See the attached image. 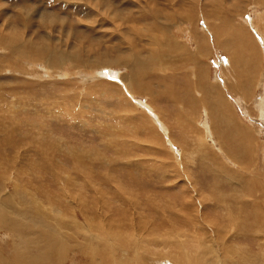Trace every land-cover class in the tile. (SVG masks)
I'll use <instances>...</instances> for the list:
<instances>
[{
	"label": "rangeland",
	"instance_id": "374dc122",
	"mask_svg": "<svg viewBox=\"0 0 264 264\" xmlns=\"http://www.w3.org/2000/svg\"><path fill=\"white\" fill-rule=\"evenodd\" d=\"M107 1H109V4L111 5L109 6V8L111 7V16L115 14L113 16V22L108 21V19H103V17L100 16L103 15V13L100 12V14L96 10H93L89 0H0V28L6 29L2 27V24L7 23H5V20L9 19L10 21H14L12 27L17 30L18 34V40L15 42V47L23 38L31 41L35 45L40 43L50 45L51 51L56 55H58L57 53H59L61 55L66 54L72 56L73 53H76L77 56H79L78 58H83V60H85L80 61L79 64H75L79 60L72 59V57L70 56V61L63 62L59 67V70L51 69V71L53 72L52 75L50 77H40L41 79L35 77L34 75H30L31 77L28 76L26 72L32 71L28 63L23 62L24 60L21 59L17 60V63L19 65L21 64L20 67L17 68L22 70L25 74H23V72L21 74V72L19 73V71H16L15 73H9L8 70H6L3 73H0V83H2L4 86L13 87L18 90L19 96L14 92L16 95V102L14 104H11L10 102L4 103L2 106V108L4 109L3 111L0 106V111H2L0 112V115L2 114V116H10V113H5V111L11 110L14 107V117H18V120H21V137L19 138H22L27 134L29 135L30 132L43 135L44 138H46L50 142H48V151L55 148L59 149L57 154L58 157L61 158L60 162L64 164V168L72 175L75 174V171L77 172V169L76 163L74 164L73 161L74 158L69 155V152L77 153V150L80 151L78 152L79 154L81 152H85L82 157H84V160L87 162V164H90V169H88V171L89 173H92V177L94 178L93 180L96 183V186L99 185L97 187L98 190L94 191V195L96 196L97 200H100V195H107L108 197H111L114 202V204L111 205L113 210L115 209V206L117 209H122L120 206L123 205L122 201H119V197L116 196L117 194L115 192V188H118V186H121V188H124L125 186V192L131 191L129 192V194L127 193L128 195L132 193L130 196H139L140 198L138 197V199H141L139 200V203L143 205V211L145 212L149 221L147 223V226L142 229V231H134L133 235L136 241H139V243L141 241L139 245L141 246V248L138 249V251L143 252V255H145V257L147 256L149 258L151 256H154V253L158 250L166 251V249H174L173 252L178 253L179 249L177 247L179 246V243H182L183 241H185V239H187V244H184V246L188 248L191 244V246L193 247L197 246V244H195L196 238H200V240L202 239L206 243L203 246L205 250L204 264H220V261H213L218 259L220 257V254H222L218 245L219 243L216 246L213 243L211 244V239L209 238L211 237V232H205L204 228L206 227L208 230H210L208 228L210 226H206L205 224L211 225L212 223H216L214 225H217L216 228L218 226L220 227L219 232L222 235H227L225 239H228V241L230 239L229 245L232 247V249H239L240 251L244 250L246 252H250V256L252 255V257H248L249 259H247V263L258 262L257 258L261 255L260 249H258V244L259 242H261L262 234L259 235L260 232L257 233L256 229L258 228L256 225L257 222L262 223L264 221V120L260 117L256 103H258V101L260 100L258 98H261L260 94L262 87L261 85L259 86V84L262 80V75L264 74V64L260 60L255 62L254 67L247 64L248 53L245 52L244 48H242L239 42H237L239 41V39H231L229 44H227L223 48L215 50V48L212 47L213 45H211V35H208L204 29L205 22H207V24L211 22L218 26L221 25L223 20L218 17L216 18L214 16L216 13L212 15L210 12H214L216 9L222 8L220 9V11H223L224 14L221 15H223V17L224 15L230 16L231 22H226V24L229 23L232 27H237L239 25V22L241 21L244 25L245 23L249 25V20L254 17L253 19L257 21L258 26L260 28L262 27L261 30L263 31L262 33L264 36V0H259L260 3L258 0H217L218 5L213 4L215 0H175L177 4V7L175 8V10L177 11L174 12L176 14H173V16H175V21L169 22L168 19L166 21H161L162 26H165V24L170 26L171 30L169 31V33L171 32L173 34L171 35L170 33V36L173 37V39H175L176 41L178 40L177 43L179 42L183 46L185 44V47L188 48L187 51H190V53L192 52L191 54L193 56L195 55L194 57L196 62H199V60H201L200 62L205 64L201 66V71L199 70V73L201 74L204 69V76L201 77V83L203 81L204 83H202V85L200 86H204L206 82L218 85V89L215 86L214 87L219 93H224L223 95L225 96V99H223L225 100V102L223 101V103L225 105H228L231 110H233L232 108L235 106L236 112L234 111V113H236V116L239 118L237 122L240 124L243 123L245 127L249 128L253 133V139L251 138L250 140V145L253 148H250L252 157L246 155L245 151L243 150L244 146L241 144L239 137L235 135H229L227 137L226 134L224 135L220 131L219 132L223 134L222 136H220L218 132L215 136L213 135V140L217 142V145H214L213 141H211L210 139L208 140L207 138V145H210V148L207 146L208 151L200 152L199 140H201L200 132L202 131L198 130V124L202 121H207V123H209V117L211 114L207 109L209 115L208 113H202L201 117L198 115L190 116V118L193 119L189 122L193 128L192 129L190 126V128L192 129L191 131L193 132H191L192 139L188 141L191 143L193 151L192 155L190 153L189 154L191 156L194 155V157L192 158L190 155H186V153H183V155H181L182 157H179V159L182 158V160H184L182 162L185 164V170L183 169V166L180 165V162L178 163L179 167H177L175 166L176 164L174 165V163H170L173 161L167 160L165 157H171L172 159L175 158V152L178 153L182 151L181 149L185 145V143L182 142V136L179 137V133L176 131V129H174L176 133H173L172 135V140L174 141V143H172L169 137L165 138L164 136H162V134L157 130L155 123L152 124L149 121V125L143 119L137 118L136 116L138 114H134V109H130L128 107L126 108V106L123 105L124 103L120 101V93L122 92L124 95H126L129 91L127 87L124 88V84L122 83V81H119V77L117 75L114 74V77L113 73L116 71H119V73L126 72V69L122 67L104 69V73H107L108 75L110 74V81L114 80L119 84V86H121V89H118L119 93L117 92V94H114L115 92L112 91L109 92L105 87H102L100 85L97 86L98 84H94L91 79H86L84 82H81V80H79L81 76L95 72L93 67L98 66L96 70H100L101 68L99 67L102 66L103 63L106 64L108 62H113L115 61L113 59H117L118 57L125 55L126 53L123 51L128 48L126 46L128 45V43L131 46L133 45V48H136V51H138L139 49L142 55H144L145 52L143 53V50H145V48L148 49L149 46L147 44H149L150 40L147 36H140L138 38V35H136V33L137 30L138 33L139 31L146 30L149 27V23L148 21L145 22L140 18L138 19V16H140L141 13L145 14L144 10L150 12V6H154V8L157 7L160 10L167 8L166 10L162 11L163 14H166L168 11H170L168 8L170 6V3H167V1L164 0L151 1L149 5H146V7H142V5L144 4L143 0ZM221 1H223V3ZM22 4L29 5L33 7L34 10L32 11L31 9H20ZM190 4L193 5V17H191V19L186 17L187 5ZM258 5H261V7H259ZM257 12L259 13V15ZM21 13H26L27 15L23 18H20L22 16ZM90 14L91 16L89 17ZM241 16L243 17L242 19L240 18ZM129 17H131L133 20L127 19ZM47 19H54L57 23H49L46 21ZM163 22H165V24ZM158 24H160V21H158ZM229 24L227 25L228 28H230ZM200 28L201 30H204L205 34H202L203 32L200 31ZM223 28L226 27L223 26ZM250 32L251 35L254 36V29H251ZM147 33L148 35H150V32H146V34ZM157 35V38H159L162 34L160 35V33H158ZM78 36H82L83 39H78ZM206 36L207 38L210 37V40H207V38H205ZM237 37H239L238 34ZM254 37H256V34ZM125 40L128 41L125 43ZM161 40L165 42L162 37ZM173 45L170 43L169 45L167 44L166 46L168 49L164 46L161 47L160 51H162L164 54L162 55V61L165 65L159 64V67H157L158 69L160 68V71L161 69L167 70L171 69V67L172 69L175 68V70L171 71V73L170 70L166 72L172 75H174L175 73V75H177L176 77L178 78L182 77L181 80L178 81H185L184 84L186 88L187 85L190 84L188 86V88L190 87V90H183V93L188 96H190L191 94L193 95L194 91L192 93L191 84L194 81L193 75L194 73H196L198 67L193 63L188 64L189 62H186L183 57L185 56V53L183 51H173ZM122 47L123 49H121ZM117 54L118 57H116ZM229 57L234 60L233 63L235 62L234 65L236 68H234L235 71L233 73L237 74L242 71V75L241 73H239L240 77H238L237 83H233V89L235 88L234 91H230V89L225 87V77L227 79H232V77H230L228 74H224V71L222 70V63H224V61H226L224 65H229ZM235 58L237 60H239L240 58L242 61H245L240 62V60L237 62ZM170 62L173 65L169 64ZM38 64V66L33 68V70H36V73L34 72L33 74L41 75L42 73L40 70L42 63ZM189 65H191V67ZM237 67L241 70L238 69L237 71ZM205 68L207 69V71ZM160 71L157 72L158 75H160V73H163V75L166 74L165 71ZM57 72L63 74L64 76L58 75ZM205 76L207 78H205ZM105 78L107 79L108 77L106 76ZM183 78H185V80H182ZM218 78L221 79L219 80ZM197 79L199 80V78ZM155 81L156 80L151 82V88L154 89V94L157 93L160 94V96L158 95L152 97L148 94L146 95L145 93L143 96L142 94H137V99L140 98L142 104L146 106L145 109H143V105L138 106V109L141 110L142 108L145 113L147 112L146 110H148L149 112L151 109L150 112L154 114V111L152 110L154 109V107L152 108V106H150V104L148 103L151 102V104L153 106H156L157 109L163 108L162 110H165V119L170 120H168L169 124L171 122L170 125L176 126L177 119H184V121H188L186 119L188 115L183 116L178 111L179 100L177 99V95H180V92L179 94H176V92L170 93L167 91L168 94H166V91L164 90L165 87L169 85V82L171 84V81H168V79H164V81L160 80V83ZM232 81L236 82L235 80ZM31 83L33 86H31ZM161 83H164V85H160ZM237 84L240 85L238 86ZM171 85L173 86L174 84ZM171 85L169 86L171 87ZM196 86L197 88H200L197 83ZM221 87L224 89H222ZM125 89H127L128 92ZM207 91L208 87L206 92ZM209 91L211 93L212 90L209 89ZM161 92H163V94ZM210 93L208 94V98H210V109L216 116L220 117L219 113L221 112L222 106L217 104H215L216 106L214 105L216 96L214 97V94L212 95V93ZM165 94L167 95V97H164ZM227 98H229V100H226ZM149 99H151V101ZM220 101L221 100L219 99V102ZM174 102L175 104H173ZM230 103L232 105V108ZM0 105H2V102H0ZM160 106L162 108H160ZM200 110L201 105L198 104L197 106H195L194 112L199 113ZM180 115L182 117H180ZM133 117L137 119H134ZM148 117L150 120L149 113ZM139 119L142 121V125L144 126L141 127V129L137 128V126L135 125V130L133 127L134 125L132 124H134L133 122L135 120H137L138 122ZM195 120H197V123L194 122ZM31 124L35 125L34 127L37 126L38 128L32 130ZM211 126L215 133L214 125L212 124ZM223 128L224 127L220 129L223 130ZM46 132L47 135H45ZM135 134L137 135V138H134ZM218 136L220 137L218 138ZM110 141L115 142L111 143ZM32 142L33 141L31 140L29 141V144L26 143V145L21 148V150L26 147L27 149L31 147L30 145L32 144ZM167 144L169 145L167 146ZM9 149L12 148L9 147ZM176 149H178L179 151ZM10 152L11 153H9V155L14 154L12 150ZM183 152H186L184 151V148ZM220 152L222 153V155ZM250 153L248 152V154ZM41 154L42 153L39 152L40 157H37L38 155L36 156L33 153H29V155L31 156L29 158L35 160V162L32 163L33 165L26 164L24 162L19 164V166L23 169H27V167L24 165H28L29 167H32L34 165L42 167L41 171L38 170V167L32 168L31 170L28 169L30 170L28 175H26L28 172L25 174L23 171V174L22 172L21 174L16 173V175L22 177L20 181L22 189L24 188V186L27 187V185L28 187H30V189H33L32 192L37 194L35 195L36 198L40 197V202L43 203V208H47L49 212H51V209L53 207L54 197H51L53 195H59L61 200L64 198L63 200L65 202H63L62 200V205L63 207L68 205V208L70 205L69 203H73V201L77 197L78 193L75 192V188L77 191L83 190V187L88 188L87 183L85 182V180H83L84 177L81 176L82 173H80L78 177L81 176V179L79 180L81 181V183H79L75 188H69L68 191L67 188L69 186L65 187L62 183H59V181L55 180V177L53 176L54 171L51 169L52 166L50 165V160L48 159L49 155L46 153V155L41 156ZM90 160L92 163L90 162ZM236 160H238L239 162H236ZM128 162L130 164H128ZM183 170L184 172L186 171V174L189 177L188 181L187 176L182 173ZM172 171H174L173 175L171 173ZM232 172L234 173L232 174ZM45 175L46 177H43ZM111 177L113 178L111 179ZM74 178L76 177L74 176ZM251 178H253L254 180L256 178L257 181H255L259 186H256L257 189L255 187L253 192L246 190V188H248L252 184V182L250 181ZM10 179L11 178L6 181V184L8 187L7 189L12 190L13 188L12 184L10 183ZM118 180L120 183H118ZM74 183L75 181H71V184ZM101 192L102 194H100ZM87 193L89 194V196H91L90 192ZM158 194H160V196ZM192 194L194 195V197L192 196ZM199 194H201V196ZM161 197L164 198L163 200L165 202L170 203L169 207H171V209H169L168 213L170 215L173 214L172 218H168L170 223L167 224V226H165L162 222V214L160 212L161 208H159L158 206H153L154 203L152 204V202L155 200L161 201ZM198 197L201 198L199 199ZM229 197H232L235 201H237V203L235 202L234 204H232L229 208V211L227 212V210L222 209L220 206H223L224 201L231 199ZM146 198L149 201L144 200ZM151 198H154L155 200L152 201ZM188 202L192 204L196 203L197 205L196 208L194 206L195 212H193V214L191 208L184 207V205H186ZM247 203L255 206L256 214H254L255 212L249 207ZM238 204L243 207L242 210H245V213H242L240 215L243 218V215L245 214V220L248 223V231L244 234L242 231L237 233L232 225H230V221L227 219L231 215H233L232 213L237 212V207L239 206ZM226 206L228 207V203L226 204ZM98 207H101V203L98 204ZM215 207L216 209L220 207V209H217V213ZM200 209L203 211H201ZM63 210L64 208H62V211ZM198 211H201V215H203L204 218L200 217L196 221L197 216L200 215L198 214ZM196 212L198 215L196 214ZM203 212L204 214H202ZM168 213L166 212L165 215L167 216ZM190 214L193 216H191ZM174 215L176 217H174ZM94 216L97 217L96 213L94 214ZM213 218H216L214 222H212ZM172 219L175 220L173 221ZM199 219L202 222L199 221ZM172 222L173 226L176 227L175 229L177 230L175 232L172 231L173 233L170 234L169 230L173 228L171 227ZM199 223H203L202 227ZM199 226L201 227V229L199 228ZM162 227L168 233V240L161 238V236H165V233H161ZM177 227H179L180 232H177ZM249 227H251L252 229H249ZM207 229L206 231H208ZM225 229L228 231V234L225 232ZM57 231L63 236V231L60 228ZM182 231L183 233H181ZM175 235H180V239L178 240V237ZM64 237L69 245V248L75 245H73L72 241H70V239L73 240L72 236L64 233ZM110 238L111 237L108 238V244L105 243L104 245H99V240H96L93 243L96 246L99 245L98 252L103 254L100 249L106 247L111 255L115 257L114 259L116 261L121 260L118 261V264H133L136 261L134 260L135 255L132 251L133 246L129 242L125 245V247L118 245L114 246L112 245L114 244V240ZM221 244L222 243L220 242V246ZM207 247L214 248V253L211 254ZM79 250L83 251V248ZM78 252L80 251H73V253H71L70 259H67L62 264H88V262L89 264L91 263L88 259L90 255L88 256V254L84 251L83 255ZM102 257L104 258L106 257V255L104 256L103 254ZM100 258L101 256H96L94 253L93 261H95V263H98ZM151 258H153L152 260L154 264H181V261L174 263L172 260H169L167 258H158L157 256Z\"/></svg>",
	"mask_w": 264,
	"mask_h": 264
},
{
	"label": "bare ground",
	"instance_id": "6f19581e",
	"mask_svg": "<svg viewBox=\"0 0 264 264\" xmlns=\"http://www.w3.org/2000/svg\"><path fill=\"white\" fill-rule=\"evenodd\" d=\"M89 1H90V4H91L93 10H96L98 13H100V12L103 13V15H100L101 13L99 14L100 16L103 17V19H108V21H111V22L114 21L113 16L115 14L113 16H111V7L109 8V6H111V5L109 4V1H107V0H89ZM151 1H154V0H143L144 4L143 5L141 4L142 7H146V5L147 4L149 5L151 3ZM164 1H167V3L168 2L170 3V6L168 7L170 11H168L166 14H163L162 11L166 10L167 8L160 10L157 7L154 8V6L153 7L150 6V10H151L150 12H147L146 10H144L145 14L141 13V15L138 16V19L140 18L141 20H143L145 22L148 21V23H149V25H148L149 27L146 30L139 31V33L137 30V33H136V35H138V38L140 36L141 37L147 36L148 39L150 40L149 44H147L149 46L148 49L145 48V46H144V48H145V50H143V53L145 52L144 55H142V53L139 51V49H138V51H136L135 50L136 48L134 49L133 45L131 46L128 43V45H126L128 48L125 51H123L126 53L125 55L118 57V54H117L116 57H118V58L113 59L115 61L112 60L113 62H108V63L105 62L106 64L103 63L102 66L99 67V68H101L100 70H96L98 66L93 67L95 72L88 73L89 75L86 74L84 76H81L79 78V80H81V82H84L86 79H91L94 84H96V83L98 84L97 86L100 85L102 87H105L109 92L112 91V92H115L114 94H117V92L119 93L118 89H121V86H119V84L116 83V81H114V80L110 81L111 76H110V74L108 75L107 73H104V69L116 68V67H122V68L126 69L125 70L126 72H120L119 73V71H116L113 73V75L115 74L119 77V81L120 82L122 81V83L124 84V88L127 87L128 91H129L128 92L127 89H125L128 92L126 95H124L122 92L120 93V95L118 94L119 96H121L120 101L124 103L123 105L126 106V108L127 107L130 109L133 108L135 111L134 114L135 113L138 114L136 116L137 118L143 119L148 124H149V121L152 124L155 123L157 130L162 134V136H164L165 138L169 137V139L172 143H174V141L172 140V135H173V133H176L174 131V129H176V131L179 133L178 134L179 137L182 136V142L185 143L184 146L186 147L185 148L183 146V148H184V151H186V152H183V148H182L181 149L182 151H180L178 153L175 152L176 153L175 158L172 159L171 157H167V156H165V157L167 160L173 161L170 163H172V164L174 163V165L176 164L175 166H177V167H179L178 163L180 162L181 163L180 165L183 166V169L185 170L186 169V167L184 166L185 164L182 162L184 160H182V158L179 159V157H182L181 155H183V153H186V155H190V154L192 155L193 148H192L191 143L188 141V140L192 139L191 132H193V131H191L193 128H192L191 124L189 123L193 119H191L190 116L198 115L201 117L202 113H205V114L208 113L207 109H208V111H210L209 113L211 114L209 117L210 122L209 123H207V121H202L201 123L198 122L199 123L198 124V130L202 131V132H200L201 133V135H200L201 140H199V144H200V146H199L200 150L199 151L200 152L201 151L202 152L208 151L207 146L210 148V145H207L208 144L207 138H208V140L210 139L211 141H213L214 145H217L216 144L217 142H215L213 140V135L215 136L218 132V134L220 136H222L223 134L224 135L226 134L227 137L229 135H231V136L235 135V136L239 137L241 144L244 146L243 150L245 151L246 155H248L249 157H252V155L250 153L251 152L250 148L251 149H253V148L250 145L251 144L250 140H251V138L253 139V137H252L253 133L249 128L245 127V125L243 123L240 124L237 122V120L239 118L236 116V113H234V111L236 112L235 106L232 108V105L230 103L231 108L233 109V110H231L230 107H228V105H225L223 103V101L225 102V100H224L225 96L223 95L224 93L223 94L219 93L215 89V87L218 89V85H216V84L214 85L212 83L206 82L205 85L203 84L204 86H200V85H202V83H204V81L201 83V77L204 76L203 75L204 69L201 72V74L199 73V70H200L201 66L205 65V64L200 62L201 60H199V62L198 61L196 62L195 57H194L195 55L193 56L191 54L192 52L190 53V51L189 52L187 51L188 48L185 47V44L183 46L179 42L177 43L178 40L176 41L175 39H173V37L170 36L171 32L169 33V31L171 29H170L169 25H166L165 22H163L165 24V26L161 25L162 20L166 21L168 19L169 22L175 21V18H174L175 16H173V14L175 15L176 13H174V12L177 11V10H175V8L177 7L175 0H164ZM221 2L223 3V1H221ZM259 3H260V1H259ZM213 4L218 5V1L215 0V2ZM141 5H140V7H141ZM215 5H214V7H215ZM192 6H193L192 4L187 5V9H186V13H187L186 17L189 19H191V17H193L192 16L193 15V7ZM251 6H252V4H251ZM258 6L261 7V5H258ZM216 7H218V6H216ZM20 9H31L32 11L34 10L33 7H31L29 5H25V4H22ZM220 9H222V8H218L214 12L211 11L210 13L212 15L214 13H216L214 16L216 18L218 17V18H221L223 20L221 25L218 26V25H215L214 23H211V22H209L207 24V22H205V29L204 30L206 31V33L208 35H211L212 39L210 40L209 39L210 37L207 38V36L205 38H207V40L211 41V45H213L212 47L215 48V50H217V49L223 48L224 46L229 44L231 39L232 40L239 39V41H237V42H239L240 46L242 48H244L245 52L248 53V56H247V60H248L247 62L248 63L247 64L254 67L255 62H257L259 60L262 61L264 64V36L262 33L263 31L261 30L262 27L260 28L258 26L257 21L254 20L253 19L254 17H253L249 20V25H247L246 23L244 25L240 21L239 25L237 27L236 26L232 27L228 23L230 25L229 26L230 28H228L227 27L228 24H226V22H231L230 16L224 15V17H223V15H221V14H224V12L220 11ZM228 12H227V14H228ZM91 14L89 15V17L91 16ZM142 14H144V15H142ZM21 15L22 16L20 18H23L27 14L21 13ZM258 15H259V13H258ZM240 18L242 19L243 17L241 16ZM127 19H132V18L129 17ZM226 19H227V21H226ZM46 21L49 23H51V22L57 23L54 19H47ZM134 21H137V20H134ZM158 21H160V24H158ZM92 22H96V21H92ZM5 23L6 24H2V27L6 28V29L0 28V73L1 72L3 73L4 71L8 70L9 73H12V72L15 73L16 71H19V73L21 72V74H22L23 71L17 68V67H20V65H21V64L19 65L17 63V60L21 59V60H24L23 62L28 63L29 67L32 70V71L26 72L28 74V76L34 75L37 78L50 77L53 73L51 71V69L52 70H54V69L59 70V67L61 66V64L63 62L70 61L71 55L63 54L64 55L63 56L59 53H57L58 55H56L54 52L51 51L50 45H47L44 43H40V44L35 45L31 41L22 38L20 40L19 44L15 47V42L18 40V34H17V30H15L12 27V24H14V21L13 20L10 21L9 19H7V20H5ZM175 24H176V22H175ZM119 26H120V24H119ZM223 26L226 28H223ZM251 29L252 30L254 29V33L256 34V37H254L255 34H254V36L251 35V32H250ZM204 30H201V28H200V31L203 32L202 34H205ZM146 32H150V35H148V33L146 34ZM158 33H160V35L162 34L161 37L163 38V40L168 45H169V43L172 45L174 44L173 45V51L178 52V50H180V51H183L185 53V56H183V57L186 60V62L187 61L189 62L188 64L193 63L198 67V68L196 67L197 68V70H196L197 75H196V73H194V75H193L194 81L191 84L192 93L194 91L193 95L191 94L190 96H188L185 93H183V90H190L189 89L190 87L188 88V86L190 84L187 85V88H186V86L184 84L185 81L184 82L178 81V80H181L182 77H179V78L176 77L177 75H175V73H174V75L170 74L171 71L175 70V68L172 69V67H171V69H167V70L161 69V71L159 70L160 68L158 69L159 64L165 65L164 62L162 61L163 60L162 55H164V54L162 51H160V49L162 46L167 48V46H166L167 44L161 40V37L157 38ZM237 34L239 37H237ZM171 35H173V34L171 33ZM200 36H201V34H200ZM174 38H176V37H174ZM255 38L257 39V41ZM78 39H83V37L78 36ZM127 41L125 40V43ZM83 43H84V40H83ZM155 45H156V47H155ZM241 47H239V48H241ZM121 49H123V47ZM170 50H172V49H170ZM225 50H226V47H225ZM118 51H116V52H118ZM180 51H179V53H180ZM71 57H72V59L79 60L75 64H79L80 61H85V60H83V58H78L79 56H77L76 53H73ZM108 58H112V57H108ZM196 59H198V58H196ZM229 59H230L229 65H227V64L224 65V63L226 62V61H224V63H222L223 67L222 66L221 67H222V70L224 71V74H228L230 77H232V79H227L225 77V79H226L225 80L226 81L225 87L230 89V91H234L235 88L233 89V85H234L233 83H235V84L237 83L238 77H240L239 73H241L242 71L237 73V74H234L233 73L235 71L234 68H236L234 65L235 62L233 63L234 60H232L230 57H229ZM237 59H238V57H237ZM226 60H227V58H226ZM240 60L241 59L239 58V60H237V62ZM244 61L241 60L240 62H244ZM29 62H32V63H29ZM38 63H42L40 71L43 75L42 74L41 75L33 74L34 72L36 73V70H33V68L38 66L39 65ZM169 64H172V63L170 62ZM189 66L191 67V65H189ZM239 66H241V65H239ZM164 67H166V66H164ZM185 67H188V66H185ZM247 68H249V67H247ZM193 69H195V68H193ZM218 69H219V67H218ZM238 69H240V68L237 67V71H238ZM169 70H170V73L166 72ZM158 71H160V72L165 71L166 74L163 75V73H160V75H158V73H157ZM206 71H207V69H206ZM57 73L60 76L63 75L59 72H57ZM23 74H25V73L23 72ZM115 75H114V77H115ZM241 75H242V73H241ZM106 76L108 77L107 79L105 78ZM206 76H205V78H207ZM197 78H199L200 81ZM164 79H168V81H171V84H174L172 86L169 82V85H171V87H170L169 85L166 86L167 82L165 83L166 87L164 86L165 87L164 90L166 91V94H168V92H170V93L176 92V94L177 93L179 94V92H180V95H177V99L179 100L178 111L183 116H185V115L189 116V117L188 116L186 117V119L188 121H184V119H177V117H176V119H177L176 120V126L170 125L171 124V122L169 124L170 120L168 119L169 120L168 121L167 119H165L166 112H165V110H162L163 109L161 107L162 105L160 106V108H162V109H157L156 106H153L151 104V102H148L150 104V106H152V108L154 107V109H152L154 111V114L150 112L151 109L149 112H148V110H146L149 113L150 120H149L147 112L145 113L142 110V108H141V110L138 109V106H142V105L144 106V104H142L140 98L137 99L136 95L142 94V96H143L145 93L146 95L148 94L152 97L158 96V95L160 96V94H157V93L154 94L155 91L153 88H151V82L156 80L158 83H160L161 81H164ZM182 80H185V78H183ZM232 80H235L236 82H234ZM187 81H189V80H187ZM208 82H209V79H208ZM196 83H197V85L200 86V88H197ZM160 85H164V83H161ZM260 85L262 87V89L260 87V89H261L260 97L261 98H258L260 100L256 104H257V108L259 110L260 117L264 120V74L262 75V80H261L259 86ZM31 86H33L32 83H31ZM241 86H242V84H241ZM89 87H87V88H89ZM207 87H208V91L206 92ZM97 89H99V88H97ZM176 89H177V91H176ZM209 89L212 90L211 93H212V95L214 94V97L215 96L218 97V98L215 97L214 105L217 104V105L222 106L221 112L220 113L218 112L220 117L216 116L210 109L211 108L209 105L210 104V101H209L210 98H208V94L210 93ZM222 89H224V88H222ZM14 92L19 96L18 90H16L13 87L4 86L2 83H0V102H2V105H0V106H1L2 111L4 110L2 108L4 103L10 102L11 104H14L16 102V95ZM19 92H21V91H19ZM161 93L163 94V92H161ZM166 94L164 95V97H167ZM7 95L9 98L7 97ZM3 98H4V100H3ZM113 98H114V95H113ZM219 99L221 100L220 102H219ZM149 100L151 101V99H149ZM226 100H229V98H227ZM118 103H119V101H118ZM173 104H175V102ZM198 104L201 105V110L199 113H196V112H194L195 106H197ZM145 107L146 106H144L143 109H145ZM173 110H175V109H173ZM2 111H0V112H2ZM6 112H9L10 116H8V115L2 116V114L0 115V241H1L0 242V264H62L67 259L68 260L70 259L71 253H73V251H75V250L80 251L78 253H80L81 255H83V251L86 252L88 254V256L90 255V257L88 258L91 262L90 264L95 263V261H93L94 253L96 256H101L99 262L95 263V264H118V261H121V260L116 261L114 259L115 257H113L111 255V253L108 251V249L106 247H103L100 249V251H102L104 256L106 255V257L103 258L102 257L103 254L98 252V246L104 245L105 243H107V241H109V239H108L109 237H111L110 239L114 240V244H112L114 246L118 245V246H124L125 247V245L128 242L133 246L132 251H133V254L135 255L134 260H136L133 264H154L153 260H152L153 258H151V257H156V256L158 258H165V259L167 258L169 260H172L174 263L179 262V261H181L180 262L181 264H202V263L204 264L205 263V254H204L205 250H204L203 246L206 243L202 239L200 240V238H196L195 244H197V246H193V247L191 246V244L188 248L186 246H184V244L185 245L187 244V242H186L187 239H185V241H183L182 243H179V246L177 247L179 249L178 253H174L173 252L174 249H166V251L158 250L157 252H155L156 254L154 253V256H151L149 258L147 256L145 257V255H143L144 254L143 252L138 251V249L141 248V246H139L141 241H140V243H139V241H136L134 239V235H133L134 231H142V229H144L147 226V223L149 221L147 219L145 212L143 211L144 210L142 207L143 205L141 203H139V200H141V199H138L139 196H136V197H133V195L130 196L132 193L130 195H128L129 192H131V191L125 192V190H124L125 186H124V188L123 187L121 188V186H118V188H115V190H116L115 192L117 194L116 196L119 197L118 198L119 201H122L123 205L120 204L121 205L120 207L123 210L117 209L116 206H115V209L113 210L111 205L114 204V202H113L112 198L108 197L107 195L106 196L100 195V197L98 196L100 200H97L96 196L94 195V193H95L94 191L98 190L97 187L99 185L96 186V183L93 180L94 178L92 177V173H89V171H88V169H90V167H89L90 164H87V162L84 160V157H82V155L85 154V152H81L80 154L78 153V152H80L78 150H77V153L76 152H74V153L69 152V155H71L72 158H74L73 161H74V164L76 163V169H77V172L75 171V174L72 175L69 171H67L64 168V164H62V162H60L61 158L58 157V154H57L59 149L55 148L56 150L51 149L48 151V146H49L48 142L49 141L46 138H44L43 135L30 132L29 135L27 134V135H24L22 138H19V137H21V134H20L21 120H18V117L17 118L14 117V107L11 110H6L5 113ZM209 113H208V115H209ZM156 116H157V118H156ZM175 116H176V113H175ZM180 117H182V116L180 115ZM137 118H134V119H137ZM131 119H132V117H131ZM139 120H138V122H137V120H135L134 122L131 120L134 123V124H132V125H134L133 126L134 129L136 126H137V128H141L144 126V125H142V121L141 120L139 121ZM172 120H174V119H172ZM127 122H128V119H127ZM173 122H175V121H173ZM194 122L197 123V120H195ZM129 123H130V120H129ZM191 123H193V122H191ZM172 124H174V123H172ZM212 124L214 125L215 133H214V130L211 126ZM34 126L35 125L31 124L32 130H35L38 128L37 126L36 127H34ZM190 126L192 129L190 128ZM222 127H224L223 130L220 129ZM153 128H155V127H153ZM172 129H173V132H172ZM219 131L222 132L223 134H221ZM152 132H154V131H152ZM45 135H47V132ZM220 136H218V138ZM164 137H163V140H164ZM134 138H137L136 134H135ZM31 140L33 141L32 144L30 145L31 147H29L28 149L26 147V148L21 150V148H23L26 145V143L29 144V141H31ZM110 142L112 143L115 141H110ZM168 145L169 144H167V146ZM222 145H224V144H222ZM9 147L12 149H9ZM11 150L14 154L9 155V153H11L10 152ZM176 150H178V149H176ZM39 152L42 153L41 156L46 155V153L49 155V157H48V159L50 160L49 163L52 166L51 169L54 171V175L53 174L52 175L55 177V180L59 181V183H62L65 187L69 186L67 188L68 191H69V188L72 189V188L77 187V185L79 183H81V181H79L81 179V176L84 177L83 180H85V182L87 183L88 188H85L82 186L83 190H78V191L75 188V192L78 194H77V197L75 198V200L73 201V203H69L70 204L69 207H72V208H69V207L67 208L68 205L63 207L62 200L64 198L61 200L59 195H53V196H51V197H54L53 198V207L51 209V212H49V210L47 208H45V209L43 208V203L40 202V200H41L40 197L36 198L35 195H37V194L32 192L33 189H30V187H28V185H27V187L24 186V188L22 189L21 182H20L22 177H20L19 175H16V173L21 174V172L23 171L25 174L28 172L26 174V175H28L32 168H35L38 166L34 165L32 167H29L28 165H24L27 167V169H23L19 166V164L24 162L26 164L33 165L32 163L35 162V160H32L31 158H29V157H31L29 155V153H33L36 156L38 155L37 157H40ZM248 152L250 154H248ZM222 153H221V155H222ZM95 156H97V155H95ZM158 156H159V154H158ZM191 157L193 158L194 155ZM254 157H257V156H254ZM91 160H90V162H91ZM248 160H249V158H248ZM38 161H39V159H38ZM237 161L238 160H236V162ZM139 162H141V161H139ZM190 163H191V161H190ZM128 164H130V163L128 162ZM21 165H23V164H21ZM28 169H30V170H28ZM217 169H219V168H217ZM38 170L41 171L42 167L39 166ZM184 170L182 171V173H184L187 176L186 171L184 172ZM23 172H22V174H23ZM173 172L174 171L171 172L172 175H173ZM80 173H82V174H81V176L78 177V175ZM233 173L234 172H232V174ZM74 176L76 178H74ZM43 177H46V175ZM171 177H173V176H171ZM246 177H248V176H246ZM9 178H11L10 183L12 184V188H13L12 190L7 189L8 187H7L6 181ZM112 178L113 177H111V179ZM187 178H188L187 179V181H188L189 177L187 176ZM119 180H118V183H120ZM255 180H256V178H255ZM255 180L253 178L250 179L252 184L248 188H246L247 191L253 192L255 187L258 186L257 182H256L257 180L256 181ZM71 181H75V183L71 184ZM113 183H114V181H113ZM113 187H115V186H113ZM256 189H257V187H256ZM260 190H261V188H260ZM87 192H90L91 196H89V194ZM98 192H100V191H98ZM187 193H188V191H187ZM100 194H102V192ZM158 195L160 196V194H158ZM199 195L201 196V194H199ZM162 196H164V195H162ZM192 196L194 197L193 194H192ZM154 198H151V200L153 201L156 199V198L155 199ZM161 198H162V200H161L162 203H161V201H156V200L153 202L151 200L150 201L152 202V204L154 203L153 206H158L159 208H161L160 212L162 214V222L165 226H167V224L170 223L168 218L169 219L172 218L173 214L170 215L168 213L169 209H171V207H169L170 203L165 202L163 200L164 199L163 197H161ZM190 198H191V196H190ZM229 198H231V199L227 200L228 202L222 200V201H224L223 206H220L222 209L227 210V212L229 211V208L231 207L232 204H234L235 202L237 203V201H235L232 197H229ZM144 200L149 201V200H147V198ZM233 200H234V202H233ZM206 201H207V199H206ZM63 202H65V201L63 200ZM193 202H194V199H193ZM99 203H101L100 208L98 207ZM147 203H149V202H147ZM227 203H228V207L226 206ZM239 203H241V202H239ZM243 203H245V202H243ZM157 204H159V205H157ZM248 205L251 209H253V211L255 212L254 214H256L255 206L250 205V204H248ZM194 206H195V208L197 207L196 203L192 204V203L188 202L186 205H184V207H186V208H188V207L191 208L192 214H193V212H195ZM215 206H216V204H215ZM220 207L217 209H220ZM62 208H64L63 211H62ZM242 208L243 207H241L239 205L237 207V212L233 211L234 212V213H232L233 215H231L227 219L230 221V223H231L230 225H232V227L234 228L235 231H237V233L242 231L244 234V233H247V231H248L247 230L248 229V223L245 220V217H246L245 214L243 215L244 219L240 215L242 213H245L244 212L245 210H242ZM215 209H216V207H215ZM217 209H216V213H217ZM71 210H72V212H71ZM201 211H203V210H201ZM201 211L200 212L198 211L199 212L198 214L201 215ZM166 212L168 213L167 216L165 215ZM95 213H96L97 217L94 216ZM196 214H197V212H196ZM202 214H204V212ZM200 215L197 216L196 221L200 217L204 218L203 215H201V216ZM191 216H193V215H191ZM174 217H176V216L174 215ZM205 218H206V216H205ZM190 219H192V218H190ZM215 219L213 218L212 222H214ZM223 219H225V218H223ZM210 220H209V222H210ZM199 221H201V220L199 219ZM204 222H205V219H204ZM199 224H201L200 226L202 227L203 223H199ZM214 224H216V223H212L211 225L205 224L206 226H210V227H208L210 230H208L206 227H204L205 225L203 226L205 228V232H207V233L211 232V234H212V235L210 234L211 237L208 236L211 239V244L213 243L216 246L219 243L218 245H219L220 251L222 253V254H220V257L218 259L213 260V261H220V264H264V221L262 223L257 222V225H256L258 228V229H256L257 233L260 232L259 235L262 234L261 235L262 237L260 236L261 242H259V244H258V249H260L261 255L257 258L258 262H251V263H247V259H249L248 257H252V255L250 256V252L248 250H247L248 252H246L244 250L240 251L239 249H237V250L232 249V247L229 245L230 239H229V241H228V239H225V237L227 235H222L219 232L220 227L218 226L216 228L217 225L215 226ZM200 226H199V228L201 229ZM171 227H173V228L169 230L170 234H172L173 232H175L177 230V229H175L176 227L173 226V222H172ZM251 227H249V229ZM59 228L63 231V236L57 231ZM177 228H178L177 232H180L179 227H177ZM180 228H182V227H180ZM206 229L208 231H206ZM225 232L228 234V231L226 229H225ZM64 233L69 234L70 236L73 237V240L70 239V241H72L73 245L74 244L75 245L72 246L71 248H69V245H68V243L64 237ZM161 233H165L164 234L165 236H161V238L168 240V237H169V236H167L168 233L165 231V229L163 227H162ZM181 233H183V231ZM251 233H252V231H251ZM86 234H87V236H86ZM213 234H215V235H213ZM175 236H177V235H175ZM177 237L179 240L180 239L179 237H181V236L178 235ZM182 237H184V236H182ZM96 240L100 241V244L98 246L93 244ZM257 240H259V239H257ZM220 242L222 243L221 246H220ZM214 245H212V246H214ZM81 248H83V251L79 250ZM208 250L211 254H213L215 249L209 247ZM219 259H221V260H219ZM88 264H89V262H88ZM162 264H165V263H162Z\"/></svg>",
	"mask_w": 264,
	"mask_h": 264
}]
</instances>
